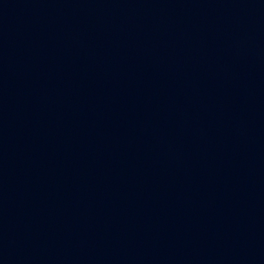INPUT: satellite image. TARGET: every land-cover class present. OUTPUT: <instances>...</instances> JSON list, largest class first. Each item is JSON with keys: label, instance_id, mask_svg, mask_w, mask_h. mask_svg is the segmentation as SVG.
Here are the masks:
<instances>
[{"label": "water", "instance_id": "obj_1", "mask_svg": "<svg viewBox=\"0 0 264 264\" xmlns=\"http://www.w3.org/2000/svg\"><path fill=\"white\" fill-rule=\"evenodd\" d=\"M0 264H264V0H0Z\"/></svg>", "mask_w": 264, "mask_h": 264}]
</instances>
